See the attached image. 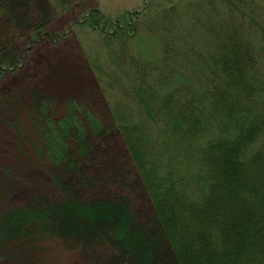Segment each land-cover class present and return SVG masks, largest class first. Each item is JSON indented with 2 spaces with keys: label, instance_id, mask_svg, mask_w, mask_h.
<instances>
[{
  "label": "trees",
  "instance_id": "16d2710c",
  "mask_svg": "<svg viewBox=\"0 0 264 264\" xmlns=\"http://www.w3.org/2000/svg\"><path fill=\"white\" fill-rule=\"evenodd\" d=\"M97 2L0 0V264H264V0Z\"/></svg>",
  "mask_w": 264,
  "mask_h": 264
},
{
  "label": "rangeland",
  "instance_id": "374dc122",
  "mask_svg": "<svg viewBox=\"0 0 264 264\" xmlns=\"http://www.w3.org/2000/svg\"><path fill=\"white\" fill-rule=\"evenodd\" d=\"M146 0H98L97 2V7L106 15L112 16V17H121L123 16L126 12L128 11H133L136 9H141ZM162 0H156L154 7H161L163 4H161ZM78 16L76 14L75 16L69 12L66 15L62 17V19L57 21L56 24L54 25L55 28L61 29L65 27L67 23L70 21H73ZM73 39L76 40L78 38L81 44V47L85 48L87 47L86 42L87 39L90 38H97V34L95 32H92L90 29H85L82 27H75L73 29ZM77 36V37H76ZM147 44H150L153 51L156 53V45H155V37L153 36H147ZM144 39V38H143ZM140 41H143L141 39H138L134 42L133 44V50L134 52H139L140 54L147 55L148 54V49L144 48V44L141 45ZM144 42V41H143ZM64 47L59 46L58 48H53L49 50H44L43 52L48 53V54H54L57 55L63 51ZM42 52V53H43ZM60 88L57 87V83L50 87L51 90H62V92H70V91H75L79 88V85H59Z\"/></svg>",
  "mask_w": 264,
  "mask_h": 264
}]
</instances>
